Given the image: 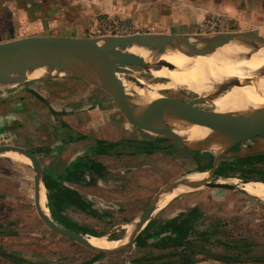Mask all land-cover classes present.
<instances>
[{"label":"crops","instance_id":"obj_1","mask_svg":"<svg viewBox=\"0 0 264 264\" xmlns=\"http://www.w3.org/2000/svg\"><path fill=\"white\" fill-rule=\"evenodd\" d=\"M243 1L113 0V3L145 6L151 20L176 21L179 25L183 22L193 27L213 15L232 14L233 6ZM55 83V80L27 81L0 94V146H16L32 152L40 160L43 170L38 193V175L33 165L0 155V262L21 264L23 259L18 251L23 248H16L15 252L7 246L29 245L37 230L44 233L41 227L50 230L38 210L41 187L48 199L49 214L45 215L60 227L75 232L87 230L83 234L94 238L99 237V233L97 236L91 234L92 229L103 223L112 228L120 225L128 231L130 227L135 228L138 218L161 190L189 179L193 174L208 173L213 167H209V151L192 152L169 140L162 141L160 137L135 142L126 141L123 136L120 138L114 131L119 130L114 122L123 120L125 113L101 103L83 105L84 99L76 94H67L70 96L67 102L64 92L67 93L70 86L59 88ZM261 140L264 141V135L251 141L258 143ZM250 143H242L227 154L241 147L250 150ZM149 148L151 151H147ZM223 158L219 170L223 166L239 165V170L246 175L264 174V166H252L258 164L255 154L245 155L231 164L223 162ZM240 162L244 163L240 165ZM224 174V171L216 173L219 178L225 177ZM227 176L243 180L242 176ZM242 186L224 190L257 198ZM159 207L140 233L151 224L144 234L146 245L137 246L136 242L134 245L148 253L154 249L168 253L184 250L185 247H169L167 226L173 220L181 222L190 218L186 241L192 244L194 218H198L200 209H181L179 204H173L157 214ZM54 211L58 220L53 217ZM40 240L43 242L42 238ZM26 255L22 257L25 259ZM165 256L167 254L162 258Z\"/></svg>","mask_w":264,"mask_h":264},{"label":"rangeland","instance_id":"obj_2","mask_svg":"<svg viewBox=\"0 0 264 264\" xmlns=\"http://www.w3.org/2000/svg\"><path fill=\"white\" fill-rule=\"evenodd\" d=\"M233 7L232 14L222 15L223 17L213 15L190 27L183 22H180L179 25L175 23L176 21L155 20L154 18L151 20V14H147L145 6H121L117 3L114 4L113 0H0V42L31 36L97 38L146 33L211 34L264 28V0H245ZM213 17L219 21L211 20ZM209 19L212 23H216L215 27L208 25ZM132 69L152 84L170 81V78L166 76L154 77L139 69ZM261 76H264V71ZM50 80H55V84L59 88L70 86L68 92H64L67 102L70 97L67 94H76L84 99L83 105L101 103L109 107L112 106L114 109H120V112L125 113L123 120L114 122V125L119 128L114 131L119 133L120 138L123 136L126 141L135 142L156 137L140 130L132 118L121 109L119 103L103 90L77 79L59 78L46 81ZM11 87H6L0 91V94L7 92ZM173 92L167 90L160 93L174 100L192 104L198 111L210 112L216 109L208 99L200 98L201 96L195 93ZM121 116L123 117V115ZM122 126H124L123 130ZM250 142V150L243 147L233 150L224 156L223 162L231 164L235 160H242L245 155L255 154L258 156V160L256 158L254 160H260V162L252 166H264V141ZM209 154L211 156L209 167H212L214 153L209 151ZM10 158L16 161L21 160L18 157ZM242 163L240 162V164ZM28 164L32 163L28 162ZM208 173L205 174L208 176ZM225 174L235 175V177L246 176L239 169L230 171V173L227 171ZM251 176L257 178L260 174L253 173ZM215 178L218 179V183L230 185H239L243 181L241 178L227 179L219 178L217 175ZM242 188L245 189L243 186ZM258 198L237 191L216 189L211 185H204L187 188L184 193H179L174 199L163 201L157 214H161L166 207L173 206V204H179L181 209L189 210L193 207L200 209L198 218H194L192 247L197 252L193 254L188 249L180 250L175 255L172 251L168 253V251L163 252V250L156 249L148 253V251L139 250L136 245L117 254H100L74 241H68L65 237L57 235L46 227H41L44 233L42 230H37L34 234L36 237L30 241L31 244L25 246L15 244L7 247L15 252H17L16 248H23V251H18L20 258L23 259L21 264H87L94 261L95 264H181L186 258L191 260L192 264H264V199ZM45 204L48 209L47 198H45ZM92 230L99 233V237L95 238L100 241L102 238L123 241V244L129 241V237L127 239L128 230H124L120 225L112 228L103 223ZM78 231L84 233L82 230ZM41 238L43 242L40 240ZM164 254L167 256L162 258ZM23 255L27 257L24 259ZM217 256L238 257V261L230 258L219 260ZM0 264L9 263L2 261Z\"/></svg>","mask_w":264,"mask_h":264},{"label":"water","instance_id":"obj_3","mask_svg":"<svg viewBox=\"0 0 264 264\" xmlns=\"http://www.w3.org/2000/svg\"><path fill=\"white\" fill-rule=\"evenodd\" d=\"M233 49L234 52H232ZM264 49V28L250 31L211 34H134L130 36H102L75 38L60 36H31L0 42V80L8 86L27 81L47 79H77L103 90L119 103L138 128L156 137L170 140L192 152H208L225 142L224 150L214 154V164L203 180L184 179L165 187L154 198L147 210L138 218L129 241L117 248L104 249L90 243L83 233L60 227L45 215L40 199L38 210L47 226L62 237L69 238L100 254H117L134 245L141 231L157 211L161 202L180 187L196 188L211 185L216 189H237L242 185L260 181L245 180L239 185L218 183L215 178L222 158L238 145L264 135V111L248 106L243 110L210 112L198 111L189 120L174 118L165 112L154 85L138 75L132 68L158 77L173 68L171 59L178 55L209 51L222 52L236 58H252ZM240 86L255 87L263 94L261 81ZM229 90H220L224 96ZM169 100H174L169 98ZM207 99V98H204ZM189 105L191 108L192 104ZM194 108V107H193ZM194 128L205 131L202 137L190 139ZM16 153L30 160L43 180L40 160L32 152L16 146H0V155ZM264 184V183H263ZM245 191L243 189H240Z\"/></svg>","mask_w":264,"mask_h":264},{"label":"bare ground","instance_id":"obj_4","mask_svg":"<svg viewBox=\"0 0 264 264\" xmlns=\"http://www.w3.org/2000/svg\"><path fill=\"white\" fill-rule=\"evenodd\" d=\"M229 50L234 52L233 49ZM171 62L174 65L173 68H170L161 75H158L159 78L166 76L170 78V81L166 83H153L158 92L170 90L178 93H195L201 96L200 98H207L219 111L243 110L248 106L259 108L264 111V92L261 95L255 92V87H240L257 80L261 76V73L264 71V49L259 53L254 54L252 58H236L222 52L202 51L187 55H178L177 57L172 58ZM261 86L264 91V80L261 81ZM6 87H8L7 82L5 80H0V91L4 90ZM229 89H232V91L228 92L226 95L217 96V93L220 90ZM157 97H160L161 102L165 107V112L172 115L174 118L186 121L198 115V111L195 108H191L183 101L177 99L169 100L166 96L155 95L154 98ZM188 134H190V139H194L204 136L205 131L200 128H194ZM225 146L226 143L223 142L211 148L210 151L214 154H219L224 150ZM6 156L18 157L24 162L28 161L31 163L29 159L16 153L8 154ZM204 178H207V174L205 173L193 174L189 177L191 180H203ZM243 187H245V190L249 194H256L253 196L264 199L263 183L251 182L243 185ZM41 189L43 211L48 215L49 212L45 204L46 191L42 187ZM186 189L187 187L178 188L173 193L169 194L163 201L173 199L179 193L186 191ZM133 230L134 227H131L127 239L130 237ZM91 237L92 236H88V240L92 245L104 249L117 248L123 244V241H120L118 244L119 240L114 241L102 238V242L98 238Z\"/></svg>","mask_w":264,"mask_h":264},{"label":"trees","instance_id":"obj_5","mask_svg":"<svg viewBox=\"0 0 264 264\" xmlns=\"http://www.w3.org/2000/svg\"><path fill=\"white\" fill-rule=\"evenodd\" d=\"M162 141H168L167 139H161ZM170 141V140H169ZM147 147V146H146ZM147 151H151V148L147 149ZM259 163V161H258ZM241 165V164H240ZM230 169V170H229ZM238 170L239 169V165H235L234 167H222L220 170H218L219 172H226V171H231V170ZM223 176H225V178H230L232 176H227V174H224ZM243 180H256V181H261L264 183V174L261 173L260 176H258L257 178H253V176L250 175H246L242 177ZM52 199V198H51ZM56 207V205H55ZM195 212V211H194ZM53 217L54 219L58 220V214L56 213V211H54L53 213ZM192 218V215L189 216ZM189 223H190V218H186L185 220L178 222V220H173L171 221L168 226L166 231L170 232V236H168V243L169 247H185V249L190 250V252L193 254L194 252L196 253L197 251L192 247V244H190L189 242L187 243V238L189 236V231H190V227H189ZM151 224L148 225V227L146 228L145 232L148 231L149 227ZM87 230H82V232H86ZM144 233H142L138 239L136 240V245L137 246H144L146 245V241H145V237H144ZM91 234L96 235V232H91ZM178 252V250L176 252H173L175 255ZM217 258L219 260H224V259H229L230 257H225V256H217ZM230 259L234 260V261H238V257H231ZM259 261H262L259 259ZM91 263H87V264H92ZM181 264H192L191 260H188V258L184 259L183 262Z\"/></svg>","mask_w":264,"mask_h":264},{"label":"built area","instance_id":"obj_6","mask_svg":"<svg viewBox=\"0 0 264 264\" xmlns=\"http://www.w3.org/2000/svg\"><path fill=\"white\" fill-rule=\"evenodd\" d=\"M211 20H215V21H219L218 19H215V18H212ZM211 20H208L209 22H208V25H212V27H215L216 26V23H212V21Z\"/></svg>","mask_w":264,"mask_h":264}]
</instances>
